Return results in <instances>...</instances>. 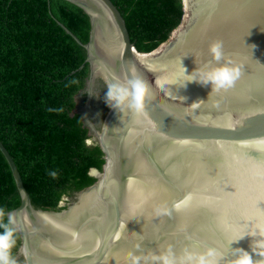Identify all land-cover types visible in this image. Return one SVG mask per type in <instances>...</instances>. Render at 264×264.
Instances as JSON below:
<instances>
[{
  "label": "water",
  "instance_id": "water-1",
  "mask_svg": "<svg viewBox=\"0 0 264 264\" xmlns=\"http://www.w3.org/2000/svg\"><path fill=\"white\" fill-rule=\"evenodd\" d=\"M67 1L90 24L86 42L61 24L88 64L72 113H80L87 141L98 145L104 161L100 170L90 168L93 183L63 196L58 209H44L32 204L0 141L20 198L7 211L16 214L17 264H131L129 253L154 264L153 255L168 251L179 264L185 251L208 249L229 264L233 249L249 250L252 238L229 241L264 212V0H211L193 17L187 13L204 0H187L190 10L181 0V22L149 52L136 50L111 0ZM196 22V35L176 54L178 39ZM215 40L241 69L231 89L208 98L211 85L181 87L182 78L156 87L157 78L177 79L181 66L186 74L200 67ZM169 55L173 61L147 66ZM133 70L151 98L140 114H118L104 102L105 82L131 78Z\"/></svg>",
  "mask_w": 264,
  "mask_h": 264
},
{
  "label": "trees",
  "instance_id": "trees-1",
  "mask_svg": "<svg viewBox=\"0 0 264 264\" xmlns=\"http://www.w3.org/2000/svg\"><path fill=\"white\" fill-rule=\"evenodd\" d=\"M111 1L139 52L167 40L183 15L181 0ZM61 24L81 42L88 40V16L67 0H0V141L32 204L44 209H58L63 196L93 183L89 170H100L104 161L98 145L86 143L90 136L80 113H72L88 64L84 48ZM50 170L58 171L56 179ZM19 203L0 152V207L7 212ZM16 239L13 257L18 233Z\"/></svg>",
  "mask_w": 264,
  "mask_h": 264
},
{
  "label": "clouds",
  "instance_id": "clouds-1",
  "mask_svg": "<svg viewBox=\"0 0 264 264\" xmlns=\"http://www.w3.org/2000/svg\"><path fill=\"white\" fill-rule=\"evenodd\" d=\"M207 53L210 59L200 64V67L186 74V69L181 66L177 79L157 78L155 80L156 87L164 90L167 85H174L182 78L181 87L193 82L201 86L211 85V92L208 98L215 92L231 89L240 78V67L225 55L223 44L219 40L208 44ZM70 83L74 84L76 81L72 80ZM105 87L107 92L104 102L109 108L122 115L127 112L142 113L146 99H150L152 95L148 83L137 75L134 70L131 73V78L123 81L119 77L112 76L110 81L106 80ZM204 102L200 100L190 106L197 107ZM47 111L55 112L63 111V109L48 108ZM86 143H91V141H86ZM47 174L53 179L58 177L57 170H50ZM89 174L95 175L96 170L92 169ZM160 211L166 210L162 209ZM249 222L251 223H249L248 227L240 231V234L235 239L229 241L230 245L232 242L243 239L247 235L252 238L249 250L246 251L242 248L233 249L234 255L229 264H264V212L261 211L259 217L250 218ZM16 223V214L14 212H6L4 207H0V264H17L16 259L13 257V249L17 246ZM115 239H119V234ZM128 256L131 264H141V256L133 255L132 253H129ZM254 256L258 257V259H254ZM151 259L154 264H177L171 251L153 255ZM220 260L219 254L212 249H208L205 252L185 251L179 264H220Z\"/></svg>",
  "mask_w": 264,
  "mask_h": 264
},
{
  "label": "bare ground",
  "instance_id": "bare-ground-1",
  "mask_svg": "<svg viewBox=\"0 0 264 264\" xmlns=\"http://www.w3.org/2000/svg\"><path fill=\"white\" fill-rule=\"evenodd\" d=\"M198 1V0H197ZM186 2V8L188 10H190L192 7L191 5L188 4V1L185 0ZM211 6V0H204V3L201 4L200 6H194V10H191V13L188 12L187 15L188 16H195V10H199L200 9H205L207 7H210ZM198 13V12H197ZM198 22H196L194 25H193V28H189L186 32V34H184L183 36H181L179 39H178V44L175 46V49H176V54L179 52V51H182L183 47H186L187 46V42L191 41L193 39V37L196 35V32L198 30ZM191 29V31H190ZM186 45V46H185ZM174 55V53L172 54ZM172 55H169V56H165L166 58L164 59H158L156 57H153L149 63H147V66H151V67H158V66H161L163 64H166L168 62H171L173 61L174 59L171 58Z\"/></svg>",
  "mask_w": 264,
  "mask_h": 264
},
{
  "label": "flooded vegetation",
  "instance_id": "flooded-vegetation-1",
  "mask_svg": "<svg viewBox=\"0 0 264 264\" xmlns=\"http://www.w3.org/2000/svg\"><path fill=\"white\" fill-rule=\"evenodd\" d=\"M95 117H96V119H98L97 115H96ZM95 117H94V118H95Z\"/></svg>",
  "mask_w": 264,
  "mask_h": 264
}]
</instances>
